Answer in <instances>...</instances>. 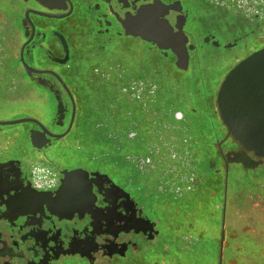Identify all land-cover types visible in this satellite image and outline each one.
<instances>
[{"label": "flooded vegetation", "instance_id": "af4514ba", "mask_svg": "<svg viewBox=\"0 0 264 264\" xmlns=\"http://www.w3.org/2000/svg\"><path fill=\"white\" fill-rule=\"evenodd\" d=\"M145 10L170 32L162 44L184 48V64L125 34ZM129 42L145 57L125 51ZM263 49L264 0H0V264H159L180 248L209 253L201 245L211 230L180 247L168 224L175 204L196 201L218 214L219 253L238 252L224 226L229 170L254 171L264 156L227 134L216 95ZM31 86L45 92L30 98ZM45 93L50 119L24 111Z\"/></svg>", "mask_w": 264, "mask_h": 264}, {"label": "rangeland", "instance_id": "374dc122", "mask_svg": "<svg viewBox=\"0 0 264 264\" xmlns=\"http://www.w3.org/2000/svg\"><path fill=\"white\" fill-rule=\"evenodd\" d=\"M138 46L134 42L125 43V48H127L125 51H130V54L136 53L138 56H144L141 47ZM205 65L208 68L211 65L221 67L220 63L214 62H206ZM14 80V84H16V77H14ZM29 89L30 98H33V95L38 96L45 92L44 89H35L32 86ZM27 110L24 109L27 113L37 112L40 117L48 120L53 115V102L45 93L44 98L41 100L30 99ZM22 111V108L14 110L15 113ZM229 177V184L226 190L224 226L227 233L234 238L236 244H238V241L246 243L249 253H237L234 261L231 260L233 253H221L219 256L218 245L214 241L217 239L218 234V229L215 227L208 229V231L211 230L210 232H213L211 238L214 235V240H211L209 245H201L209 248V253H205V257L201 253L193 255L189 249L180 248L181 251H176L178 254L175 257L169 258L172 259L168 260L169 262L157 258L159 264H257L260 261L264 264V163L258 169L248 173H243L238 167H232L229 170ZM176 209L173 211L172 220L168 222L174 229L176 227L174 232L175 238L182 240L186 236H191L195 239L197 233H201L202 229L196 223L193 226L190 224L191 222L186 225L185 222L187 219H191V217H187V213L183 212L178 215L176 212H180V210L177 209L176 211ZM175 216H177L179 221L181 220L182 223L180 225L175 220ZM214 220L218 223V214L215 215ZM179 246L187 247L186 240L179 243ZM223 255L226 256L224 262ZM187 256H195L197 258L184 261Z\"/></svg>", "mask_w": 264, "mask_h": 264}, {"label": "water", "instance_id": "95a60500", "mask_svg": "<svg viewBox=\"0 0 264 264\" xmlns=\"http://www.w3.org/2000/svg\"><path fill=\"white\" fill-rule=\"evenodd\" d=\"M148 10L138 14L128 26L125 34L139 37L142 41L155 43L159 49H170L177 57V64L186 62L184 48L176 50L173 44L164 45L161 39L170 37L162 25L150 23ZM167 33V34H166ZM164 41V40H163ZM27 75L34 73L23 64ZM40 84V83H39ZM264 89V49L239 62L222 80L216 95V107L221 123L227 134L244 150L257 156H264V107L262 90ZM61 106L57 103L56 116L60 120ZM24 120L11 122L21 123ZM232 163L249 168V161L234 154ZM221 253H219L220 256ZM220 261V258H219Z\"/></svg>", "mask_w": 264, "mask_h": 264}, {"label": "trees", "instance_id": "16d2710c", "mask_svg": "<svg viewBox=\"0 0 264 264\" xmlns=\"http://www.w3.org/2000/svg\"><path fill=\"white\" fill-rule=\"evenodd\" d=\"M94 89H96V88H94ZM92 132H93V134L96 133L94 130H92ZM204 197L206 199V198H208V195L206 194ZM189 203L190 202H188L186 205H182V204L177 203L173 207V211H175L176 208L180 210V212H178L176 209V211H177L176 213L178 215H180V213L183 212V213H187V215H188L187 217H191V219H187V221L185 222L186 225H188L189 222H191L190 224H192V226L194 223H196L198 226H200L201 229L204 228V230L215 228V224H216V228L218 227L217 221L214 220V209H213L212 203L210 204V203L206 202L205 204H202V205L199 204L197 201L194 202V204H189ZM175 217H176L175 220H177V222H179V225H180V223H182L181 220L179 221L177 216H175ZM173 230L175 232L176 227H175V229L173 227ZM181 230H182V228H181ZM174 237H175V234H174ZM237 246L240 247L239 248L240 250L236 253H233L234 255L233 254L231 255L232 261H234V258H235L237 253H239V254L240 253H244V254L249 253V251L247 249L248 247H246V243L238 241ZM254 253H256V252H254ZM204 255H206V254L202 253V256H204ZM223 257H224L223 258V262H224V259H226V256L223 255ZM206 258H208V257H206ZM257 264H262V261L257 262Z\"/></svg>", "mask_w": 264, "mask_h": 264}]
</instances>
